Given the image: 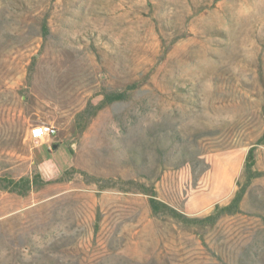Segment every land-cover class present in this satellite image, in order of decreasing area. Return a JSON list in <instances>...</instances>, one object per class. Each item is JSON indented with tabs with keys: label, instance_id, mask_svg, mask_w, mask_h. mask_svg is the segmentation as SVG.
<instances>
[{
	"label": "rangeland",
	"instance_id": "obj_1",
	"mask_svg": "<svg viewBox=\"0 0 264 264\" xmlns=\"http://www.w3.org/2000/svg\"><path fill=\"white\" fill-rule=\"evenodd\" d=\"M36 124L73 171L0 191V264H264V177L199 227L136 185L204 218L264 172V0H0V177L34 173Z\"/></svg>",
	"mask_w": 264,
	"mask_h": 264
},
{
	"label": "trees",
	"instance_id": "obj_2",
	"mask_svg": "<svg viewBox=\"0 0 264 264\" xmlns=\"http://www.w3.org/2000/svg\"><path fill=\"white\" fill-rule=\"evenodd\" d=\"M122 98L121 95H105L104 103L110 104L114 101H118ZM263 139L259 140L261 142ZM249 158L252 159V151H249ZM73 171L72 166L63 171L59 177L51 181H44L38 172H34L30 176L20 177L13 179L8 176L0 177V191L15 194L18 196H26L30 191L39 189L46 184L52 182H62L65 177ZM246 180L240 187L239 191L235 194L234 198L229 205L223 208H216L214 212L204 218H187L185 215L170 207L166 203L160 201L156 197V193L153 187L146 186L145 184H137V190L148 196V206L150 213L153 217L158 219L171 218L178 223L189 224L194 227L199 226H212L221 216L226 214H233L239 211V205L243 198L244 192L251 182V180L259 177H264V172L253 171L251 169V163H246ZM128 184H134V182H128Z\"/></svg>",
	"mask_w": 264,
	"mask_h": 264
},
{
	"label": "crops",
	"instance_id": "obj_3",
	"mask_svg": "<svg viewBox=\"0 0 264 264\" xmlns=\"http://www.w3.org/2000/svg\"><path fill=\"white\" fill-rule=\"evenodd\" d=\"M53 137H48L36 142H33V147H32V152H31V157H32V165L34 167V172H38L40 175L42 174V170L45 172H48L50 174L53 173H58V170L54 164V162H52L51 158H41L39 161H36L35 159V153H34V148L38 147V146H45L47 145L49 152H53L54 149L57 148V145H54V142L52 143V141H54ZM62 172L58 173V176L56 175V178L59 177L61 175ZM42 177V175H41ZM54 178V179H56ZM53 179V180H54Z\"/></svg>",
	"mask_w": 264,
	"mask_h": 264
},
{
	"label": "built area",
	"instance_id": "obj_4",
	"mask_svg": "<svg viewBox=\"0 0 264 264\" xmlns=\"http://www.w3.org/2000/svg\"><path fill=\"white\" fill-rule=\"evenodd\" d=\"M57 134V128L53 124H36L33 125L28 133V138L32 142L44 138L53 137Z\"/></svg>",
	"mask_w": 264,
	"mask_h": 264
}]
</instances>
